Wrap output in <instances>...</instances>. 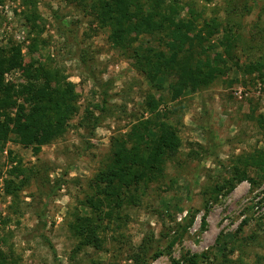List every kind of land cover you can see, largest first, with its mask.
Wrapping results in <instances>:
<instances>
[{
	"label": "rangeland",
	"instance_id": "obj_1",
	"mask_svg": "<svg viewBox=\"0 0 264 264\" xmlns=\"http://www.w3.org/2000/svg\"><path fill=\"white\" fill-rule=\"evenodd\" d=\"M172 1L179 4L181 16L194 8L205 19L217 17L238 39L241 62L264 61V17L259 18L264 0ZM25 9L23 0H0V46L13 41L22 47L25 62L40 57L61 68L76 84L79 110L65 132L46 145L0 140V264H135L132 254L144 238L163 245L179 225L183 236L172 253L150 264H186L182 256L187 253L206 254L200 264H225V256L232 264H264V176L252 172L253 181L236 182L212 197L214 188L231 177L239 157L264 150V69L252 74L238 69L225 52L224 29L211 39L214 64L225 72L177 100V119L168 121L177 120L182 144L168 159L166 178L151 185L142 204L127 205V216L102 232L103 245L96 248L83 244L71 223L79 213H90L83 200L108 163L113 140L150 114L149 96L160 101L162 110L175 102H170L165 78L158 89L138 71L132 57L137 43L131 51L113 46L109 30L84 11L82 0H39L47 44L36 53ZM141 46L143 52L145 44ZM20 75L17 68L6 81L19 83ZM102 91L109 110L94 126L100 115L94 105ZM31 124L40 125L34 119ZM212 133L215 148L209 141ZM19 162L24 171L10 174ZM26 176L13 202L5 180Z\"/></svg>",
	"mask_w": 264,
	"mask_h": 264
},
{
	"label": "trees",
	"instance_id": "obj_2",
	"mask_svg": "<svg viewBox=\"0 0 264 264\" xmlns=\"http://www.w3.org/2000/svg\"><path fill=\"white\" fill-rule=\"evenodd\" d=\"M82 2L84 11L93 15L100 27L109 30L108 37L113 46L131 51L132 43H137L132 57L138 71L158 89H162L158 81L165 78L169 84L170 102H175L171 109L162 110L160 101L149 96L146 108L150 114L138 119L130 132L113 140L109 161L96 174L91 190L83 200L90 213H79L71 223L83 244L100 248L104 242L102 232L123 215L127 216L125 207L142 204L151 185L166 178L168 159H173L182 144L177 120L168 121L177 119L180 109L177 100L185 91H197L211 85L225 72L214 64L211 39L224 29L225 52L246 74L264 69V61L241 62L237 54L238 39L231 37L217 17L205 19L201 11L194 8L187 16H181L179 4L172 0ZM23 3L26 5L25 24L32 36L30 45L36 53L47 44L43 37L45 27L38 9L39 0H23ZM262 17L264 6L259 15ZM143 44L145 50L140 52ZM79 58L87 64L86 54H80ZM17 68L21 70V81L7 82L6 75ZM260 78L264 82V75ZM79 99L76 84L51 60L36 57L25 62L20 45L11 41L7 47L0 46V140H14L25 147L46 145L65 132L68 120L79 110ZM94 106L100 111V115L94 118L95 126L109 110L105 91L101 92V101ZM32 119L40 125L34 127ZM209 141L215 148L213 133ZM22 171L19 162L12 166L10 174ZM252 172L264 176V150L239 157L231 177L214 188L212 197L219 196L225 188L233 189L236 182L253 181ZM28 177L5 180V192L12 196L13 202L17 198L16 191L25 186ZM182 228L183 225H179L172 235H167L163 245L159 240L144 238L132 254L135 264H150L166 253L171 254L183 236ZM202 258L208 257L187 253L182 256V261L200 264ZM224 260L225 264L233 263L226 256ZM175 263L181 262L176 260Z\"/></svg>",
	"mask_w": 264,
	"mask_h": 264
}]
</instances>
